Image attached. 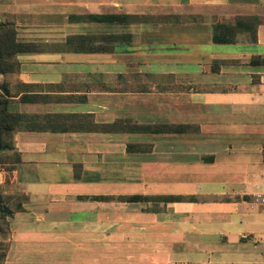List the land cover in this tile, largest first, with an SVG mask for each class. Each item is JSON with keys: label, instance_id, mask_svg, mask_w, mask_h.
Segmentation results:
<instances>
[{"label": "crops", "instance_id": "1", "mask_svg": "<svg viewBox=\"0 0 264 264\" xmlns=\"http://www.w3.org/2000/svg\"><path fill=\"white\" fill-rule=\"evenodd\" d=\"M239 13L264 16V0H0L17 38L41 45L0 74L8 108L45 125L14 134L26 201L2 264H264V63L249 62L264 21L255 39L212 40ZM78 33L119 40L67 48Z\"/></svg>", "mask_w": 264, "mask_h": 264}, {"label": "trees", "instance_id": "2", "mask_svg": "<svg viewBox=\"0 0 264 264\" xmlns=\"http://www.w3.org/2000/svg\"><path fill=\"white\" fill-rule=\"evenodd\" d=\"M74 17V16H71ZM78 17V16H75ZM116 15L91 14L90 18L95 21H113ZM79 18V17H78ZM117 18V17H116ZM264 21V16L259 13L236 14L231 20L218 21L213 23L212 40L215 42H232L236 40L237 34L242 31H249L252 39L256 38V29L259 23ZM15 24L10 19H0V74L6 75L15 72L19 68L18 54L22 51L36 50L40 48V43L33 41H23L17 38ZM110 38L118 41L119 35L115 33H78L69 34L65 44L67 48L82 50L101 49L103 39ZM75 44V45H73ZM250 63H264V53L253 54ZM9 86L7 80H0V170L5 173V182L10 181V174L20 161L19 151L15 146L14 134L18 129L42 128L44 123H37L23 112L12 111L8 108L10 100ZM21 99L32 98L31 94H22ZM137 131H187L198 129L197 125L184 123H134L131 127ZM149 197L144 194L122 195L120 198L129 200H140ZM151 197L160 199H179L181 195L156 194ZM26 196L22 192L3 191L0 189V230H6L9 224V217L16 211L24 209ZM8 241L0 240V264L3 263Z\"/></svg>", "mask_w": 264, "mask_h": 264}, {"label": "rangeland", "instance_id": "3", "mask_svg": "<svg viewBox=\"0 0 264 264\" xmlns=\"http://www.w3.org/2000/svg\"><path fill=\"white\" fill-rule=\"evenodd\" d=\"M236 15V14H235ZM6 19H7V17H6ZM0 80H5V78H3V77H0ZM0 173H2L1 175H0V189L1 190H3V191H12V192H21V191H18V190H16L13 186H12V180H11V177H12V172H11V174H10V181H8V182H5L4 180H5V173H4V171H1L0 170ZM23 193V192H22ZM149 197H151V196H149ZM146 198H148V197H146ZM145 198V199H146ZM155 198V197H154ZM144 199V198H143ZM156 199V198H155ZM10 218V217H9ZM9 232H10V228H9V224H8V226H7V228H6V230H4V231H1L0 230V240H4V241H8L9 242V240L7 239L8 238V235H9Z\"/></svg>", "mask_w": 264, "mask_h": 264}, {"label": "built area", "instance_id": "4", "mask_svg": "<svg viewBox=\"0 0 264 264\" xmlns=\"http://www.w3.org/2000/svg\"><path fill=\"white\" fill-rule=\"evenodd\" d=\"M257 198L264 203V193L263 194H257Z\"/></svg>", "mask_w": 264, "mask_h": 264}]
</instances>
